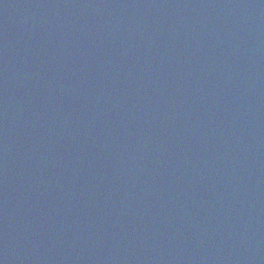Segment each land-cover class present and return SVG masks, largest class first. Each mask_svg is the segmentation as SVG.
<instances>
[{
    "label": "water",
    "instance_id": "obj_1",
    "mask_svg": "<svg viewBox=\"0 0 264 264\" xmlns=\"http://www.w3.org/2000/svg\"><path fill=\"white\" fill-rule=\"evenodd\" d=\"M0 264H264V0H0Z\"/></svg>",
    "mask_w": 264,
    "mask_h": 264
}]
</instances>
